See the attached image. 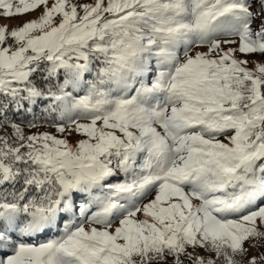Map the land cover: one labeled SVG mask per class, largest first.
<instances>
[{
	"label": "snow or ice",
	"instance_id": "6c2138e0",
	"mask_svg": "<svg viewBox=\"0 0 264 264\" xmlns=\"http://www.w3.org/2000/svg\"><path fill=\"white\" fill-rule=\"evenodd\" d=\"M0 20V264H264V0Z\"/></svg>",
	"mask_w": 264,
	"mask_h": 264
},
{
	"label": "rangeland",
	"instance_id": "374dc122",
	"mask_svg": "<svg viewBox=\"0 0 264 264\" xmlns=\"http://www.w3.org/2000/svg\"><path fill=\"white\" fill-rule=\"evenodd\" d=\"M27 18L28 17H24L23 19H27ZM0 23H7L11 26V25H15V24L20 23V21L19 20H11V21L0 20Z\"/></svg>",
	"mask_w": 264,
	"mask_h": 264
}]
</instances>
